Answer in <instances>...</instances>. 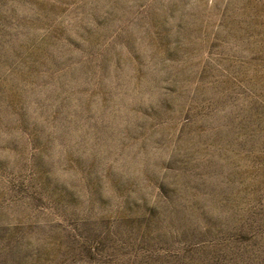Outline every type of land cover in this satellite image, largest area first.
I'll return each mask as SVG.
<instances>
[{
  "label": "rangeland",
  "instance_id": "374dc122",
  "mask_svg": "<svg viewBox=\"0 0 264 264\" xmlns=\"http://www.w3.org/2000/svg\"><path fill=\"white\" fill-rule=\"evenodd\" d=\"M0 264H264V0H0Z\"/></svg>",
  "mask_w": 264,
  "mask_h": 264
}]
</instances>
